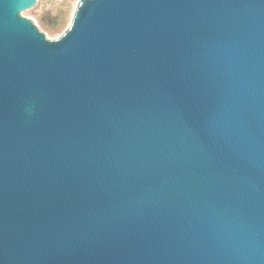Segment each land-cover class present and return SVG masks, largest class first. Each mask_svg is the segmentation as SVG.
I'll list each match as a JSON object with an SVG mask.
<instances>
[{"label": "water", "instance_id": "1", "mask_svg": "<svg viewBox=\"0 0 264 264\" xmlns=\"http://www.w3.org/2000/svg\"><path fill=\"white\" fill-rule=\"evenodd\" d=\"M0 0V264H264V0H79L47 40Z\"/></svg>", "mask_w": 264, "mask_h": 264}, {"label": "rangeland", "instance_id": "2", "mask_svg": "<svg viewBox=\"0 0 264 264\" xmlns=\"http://www.w3.org/2000/svg\"><path fill=\"white\" fill-rule=\"evenodd\" d=\"M79 0H37L22 17L30 19L47 40L58 39L69 27Z\"/></svg>", "mask_w": 264, "mask_h": 264}]
</instances>
